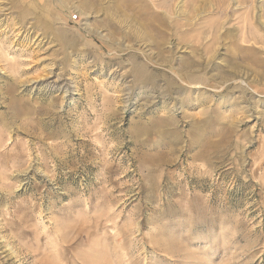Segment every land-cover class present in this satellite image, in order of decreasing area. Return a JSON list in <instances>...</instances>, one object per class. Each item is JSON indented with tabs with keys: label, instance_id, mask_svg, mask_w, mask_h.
Here are the masks:
<instances>
[{
	"label": "rangeland",
	"instance_id": "1",
	"mask_svg": "<svg viewBox=\"0 0 264 264\" xmlns=\"http://www.w3.org/2000/svg\"><path fill=\"white\" fill-rule=\"evenodd\" d=\"M0 264H264V0H0Z\"/></svg>",
	"mask_w": 264,
	"mask_h": 264
},
{
	"label": "built area",
	"instance_id": "2",
	"mask_svg": "<svg viewBox=\"0 0 264 264\" xmlns=\"http://www.w3.org/2000/svg\"><path fill=\"white\" fill-rule=\"evenodd\" d=\"M78 17V15L77 14H74V15H72V17H71V20H74V19H76Z\"/></svg>",
	"mask_w": 264,
	"mask_h": 264
},
{
	"label": "bare ground",
	"instance_id": "3",
	"mask_svg": "<svg viewBox=\"0 0 264 264\" xmlns=\"http://www.w3.org/2000/svg\"><path fill=\"white\" fill-rule=\"evenodd\" d=\"M151 2V1H150ZM23 62V61H22Z\"/></svg>",
	"mask_w": 264,
	"mask_h": 264
}]
</instances>
